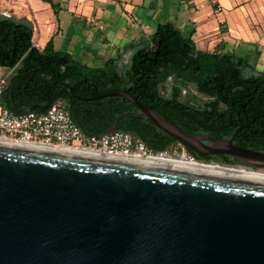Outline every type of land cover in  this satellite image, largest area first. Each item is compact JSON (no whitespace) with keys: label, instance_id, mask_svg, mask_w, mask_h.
Instances as JSON below:
<instances>
[{"label":"water","instance_id":"water-1","mask_svg":"<svg viewBox=\"0 0 264 264\" xmlns=\"http://www.w3.org/2000/svg\"><path fill=\"white\" fill-rule=\"evenodd\" d=\"M108 95L200 156L264 169V151ZM0 264H264V178L0 140Z\"/></svg>","mask_w":264,"mask_h":264},{"label":"trees","instance_id":"trees-1","mask_svg":"<svg viewBox=\"0 0 264 264\" xmlns=\"http://www.w3.org/2000/svg\"><path fill=\"white\" fill-rule=\"evenodd\" d=\"M33 37V21L0 15V66L8 69L1 99L14 114L41 113L61 100L88 135L104 134L116 123L117 130L155 151L177 147L200 162L246 167L229 155L200 156L151 120L120 117L140 111L133 101L108 95L123 89L184 132L264 151V72L225 40L212 50H201L192 33L184 35L171 23H159L147 40L133 47L127 66L109 58L93 67L56 50L53 39L36 47Z\"/></svg>","mask_w":264,"mask_h":264},{"label":"crops","instance_id":"crops-1","mask_svg":"<svg viewBox=\"0 0 264 264\" xmlns=\"http://www.w3.org/2000/svg\"><path fill=\"white\" fill-rule=\"evenodd\" d=\"M237 5L236 0H0V15L33 21V39L41 48L53 39L56 50L74 58L78 49L75 54L102 64L114 58L119 67L129 64L133 47L147 40L159 23H171L184 35L192 33L201 50L227 41L264 72V41L240 23L237 16L245 22L248 13Z\"/></svg>","mask_w":264,"mask_h":264},{"label":"built area","instance_id":"built-area-1","mask_svg":"<svg viewBox=\"0 0 264 264\" xmlns=\"http://www.w3.org/2000/svg\"><path fill=\"white\" fill-rule=\"evenodd\" d=\"M218 11L221 8L217 7ZM36 47H39L35 43ZM6 78L0 77V140L51 147L92 151L116 157L142 158L164 162L199 163L177 147L155 151L124 131L101 135L84 133L72 120L64 103L57 100L43 112L14 114L2 106Z\"/></svg>","mask_w":264,"mask_h":264},{"label":"rangeland","instance_id":"rangeland-1","mask_svg":"<svg viewBox=\"0 0 264 264\" xmlns=\"http://www.w3.org/2000/svg\"><path fill=\"white\" fill-rule=\"evenodd\" d=\"M236 2L238 3L237 6L242 5L243 7H245L248 13V17H244L245 22L241 20V17L239 15L237 16L240 23L241 24L245 23L247 25V29H250L251 33H257L256 35L260 37V42H263L264 37L262 34H264V0H236ZM162 15L166 16L165 13H162ZM76 52H79V50L77 49ZM76 52H74V56L76 59L84 63H87L93 67L102 66V63L100 60L96 58H89V57L85 58V56H82L80 53L75 54ZM256 68L258 69L260 67H256ZM263 68L264 67H262V69ZM236 169L247 170V171L252 170V171L264 174V169H251V168H244L242 166H237Z\"/></svg>","mask_w":264,"mask_h":264},{"label":"bare ground","instance_id":"bare-ground-1","mask_svg":"<svg viewBox=\"0 0 264 264\" xmlns=\"http://www.w3.org/2000/svg\"><path fill=\"white\" fill-rule=\"evenodd\" d=\"M172 163L189 165L191 167H196V168H203V169H209V170H215V171H222V172H228V173H235V174L264 178L263 173H258V172L254 173L252 171L241 170V169H236V168H231V167H218V166H213V165H203V164L186 163V162H172Z\"/></svg>","mask_w":264,"mask_h":264},{"label":"flooded vegetation","instance_id":"flooded-vegetation-1","mask_svg":"<svg viewBox=\"0 0 264 264\" xmlns=\"http://www.w3.org/2000/svg\"><path fill=\"white\" fill-rule=\"evenodd\" d=\"M206 163V162H205Z\"/></svg>","mask_w":264,"mask_h":264}]
</instances>
